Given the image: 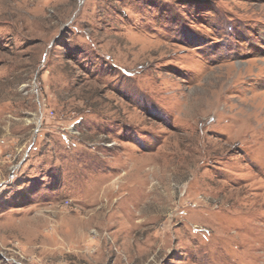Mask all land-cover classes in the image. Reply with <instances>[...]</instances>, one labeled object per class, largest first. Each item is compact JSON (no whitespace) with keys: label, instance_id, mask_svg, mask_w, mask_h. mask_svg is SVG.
<instances>
[{"label":"rangeland","instance_id":"1","mask_svg":"<svg viewBox=\"0 0 264 264\" xmlns=\"http://www.w3.org/2000/svg\"><path fill=\"white\" fill-rule=\"evenodd\" d=\"M0 264H264V0H0Z\"/></svg>","mask_w":264,"mask_h":264}]
</instances>
